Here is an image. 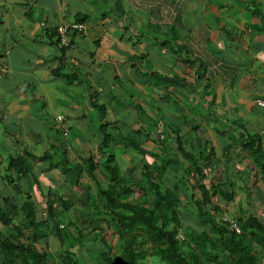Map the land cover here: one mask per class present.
<instances>
[{"label": "crops", "instance_id": "0c3cea01", "mask_svg": "<svg viewBox=\"0 0 264 264\" xmlns=\"http://www.w3.org/2000/svg\"><path fill=\"white\" fill-rule=\"evenodd\" d=\"M191 1L0 0V203L2 198H13V189L7 183V177L13 179V175L7 165L22 153L38 158L49 151L55 158L52 164L64 158L73 164L92 156L95 170L99 166L102 170L103 157L97 164V128L85 136L88 128L84 126L90 116L101 122L97 110L101 105L103 122L111 129H116L123 116H128L132 125L127 144L116 154L111 153L128 183L140 178L143 167L151 171L161 167L165 170L161 183L171 186L183 178L187 168L197 164L203 177L196 182L211 187V201L216 198L227 218L239 227L241 221L252 217L264 230V179L252 157L240 148L242 138L256 135L264 159V110L254 105L255 100L264 99V0ZM77 15L85 16L82 31L72 35L71 47L62 54L55 44L54 29ZM168 28H175L176 43L173 35H168ZM167 52L175 55L173 60L164 57ZM153 54L157 61L151 60ZM186 55L194 60L193 67L198 68L195 79L202 76L199 81L190 80L189 75L187 78L185 64L178 63ZM134 59L140 64H134ZM152 72L181 83L159 84L151 78ZM65 75H73V79ZM184 85L185 90L181 88ZM126 86L149 98L152 104H136L129 109L120 99L126 98ZM192 92L204 93L201 98L211 119L197 114L202 119L199 124L203 132L193 127V133H189L185 121L186 125L174 133L175 128L169 124L181 112L180 102L187 113L193 110L196 101L188 98ZM170 95L175 101L172 111L159 116L166 121V128L162 121L152 120L153 113H159L153 110V102ZM58 116L67 129L64 138L62 127L54 123ZM182 130L187 133L181 134ZM141 132L143 142L137 137ZM188 134L194 137L185 140ZM176 136L183 141L181 151L177 149ZM126 139L128 136L123 140ZM29 163L33 178L17 183L28 189L38 220L45 214L44 196L53 201L69 186L59 168L46 169L36 160ZM83 176L86 175L81 174L79 182ZM55 183L61 193L53 197L55 192L50 187ZM71 190L80 198L66 215L85 217L87 207L81 204H87L86 199L81 190ZM180 195L183 204L179 206L178 221L183 234L189 240L205 238L207 246L211 245V251L209 247L207 251L213 252L217 242L213 225L219 223L220 216L213 215L210 222L208 217L195 214L199 192L197 198L192 192ZM132 196L135 200V194ZM130 197L127 201H133ZM15 199L21 198L16 195ZM8 232L0 224V241ZM104 234L106 246L115 251V236L111 231ZM88 239L84 237L80 247L70 250L81 264L92 258ZM53 242L57 244L48 235L33 246L55 253L59 245L53 246ZM96 243L103 247L100 241ZM191 246L196 264L222 262L199 246ZM251 248L257 263L264 264V251L256 245Z\"/></svg>", "mask_w": 264, "mask_h": 264}, {"label": "trees", "instance_id": "16d2710c", "mask_svg": "<svg viewBox=\"0 0 264 264\" xmlns=\"http://www.w3.org/2000/svg\"><path fill=\"white\" fill-rule=\"evenodd\" d=\"M73 19L77 23H83L85 16L77 15ZM168 35H173V42L176 43L175 28H170ZM55 44L62 52L63 49L59 48L57 41ZM171 53L176 54L174 50ZM178 63L185 64L186 77L189 75L190 80L194 78L199 81L202 78L199 75L195 79V69L198 68L193 67L194 60H189V56L186 55L185 59L178 60ZM150 76L159 84L181 83L175 78L161 76L156 72L150 73ZM65 78L73 79V75H65ZM102 108L99 105L97 109L101 123L97 126L96 132L99 136L101 135L97 152L103 157L101 164L105 184L95 185L93 194L88 192L90 187L82 186L79 182L81 174L92 179L96 167L92 156L73 164H70L66 158L58 164H52L54 156L48 151L38 158L22 153L9 160L7 170L14 178L8 176L7 183L11 184L14 193L13 198H2L0 203V224L9 231L0 241V264H81L70 250L80 247L82 239L89 234H92L94 238L102 234L99 241L103 244V251L95 255L97 264H141L149 256L158 257L162 264H196L194 260L197 259L190 254L192 244L199 246L203 252H206L208 247L211 251V245L207 246L205 238L189 240L183 232L181 242L174 237L181 229L178 221L179 206L182 203L180 194L199 192L200 199L194 204L195 214L199 217H208L211 222L213 215H223L222 208L212 203L209 189L196 182L197 178L203 177L199 166L194 164L187 168L183 172V178L175 183L178 187L174 184L168 186L172 188L164 187L161 179L165 170H161V167H157L155 171L143 167L140 178L128 183L119 172L109 152L112 138L106 133V129L111 125L103 122ZM173 132L179 131L174 129ZM174 140L177 142V149L181 151L182 139L176 136ZM240 148L252 157V161L264 179V159L259 138L256 135L242 138ZM32 160L48 163L46 169L49 170L59 168V172L65 177L69 186L64 189L63 195H58L53 201L49 200L48 195L44 196L46 217L43 221L35 219L28 189L18 186L17 183L18 180L27 182L33 178L31 163H29ZM71 187H78L87 201V204H81V207H87L85 217L75 215V221L81 225L82 229L76 227L73 221L69 220L70 217L65 219V224L58 221V217H64L79 201L80 195L71 190ZM133 194L136 199L127 201ZM16 195L21 199L16 200ZM71 196L74 198L72 199ZM74 212L78 211L74 210ZM213 227L217 242L212 246L214 251L207 252H210L213 258L219 257L222 261L220 264H258L251 245H256L264 251V230L256 219L248 217L241 221L239 234L229 231L227 225L220 221ZM106 231H111L115 236L113 252L111 247L106 246L103 241ZM48 235L56 240L59 251L50 253L34 248L35 243L46 239Z\"/></svg>", "mask_w": 264, "mask_h": 264}, {"label": "rangeland", "instance_id": "374dc122", "mask_svg": "<svg viewBox=\"0 0 264 264\" xmlns=\"http://www.w3.org/2000/svg\"><path fill=\"white\" fill-rule=\"evenodd\" d=\"M182 1H185V0H182ZM196 0H192L191 2L194 4V2H195ZM205 19H207V18H205ZM207 20H209V19H207ZM129 42H130V40H129ZM173 56H175V55H173ZM169 52H167L166 53V55L164 56V57H167L169 60L170 59H174V57H173ZM156 58V55L154 56V54L153 55H151V60L152 61H157V60H154ZM158 59H160V58H158ZM172 59V60H173ZM130 62H132V61H130ZM137 62V63H136ZM140 61L139 60H137V59H134L133 60V63L135 64L136 63V65H138V64H140L139 63ZM125 65H130L129 63H124ZM161 76H165V75H163V74H161ZM181 88H184V90L185 89H187L186 88V86L184 85V86H182ZM125 91H127L126 92V98H120V99H124L123 100V102H124V104H126V106L130 109V108H132L134 105H136V104H148V102L150 103V105L152 104V102L151 101H149V98L148 99H146V97L144 96V95H142V94H137L135 91L134 92H132V91H130V89L129 88H127V86L124 88V92ZM157 91V90H156ZM190 95H188L189 97V99L191 98V99H194L195 101H196V103L194 104V107H193V110H191V111H189L188 113H189V115H188V113L186 112V110H184L182 107H181V104L183 103V102H180L179 103V108H180V110H181V112L180 113H178V114H176V120L173 122V124H169V126L171 127V128H175V129H179L180 130V127H184L186 124L184 123L185 121H187V123H188V125H186L187 127H185V129L189 132V133H193V130L192 131H190V129H192L193 127H196V129H198L199 130V133L200 132H203V128H202V126L199 124L200 123V121L202 120L201 118H197V114H200L201 116H202V118H204V117H207V118H210L211 119V112L209 113V111H207L206 110V108H205V103H204V99L203 98H201L202 97V95H204V93L203 92H201V93H199V92H197V93H189ZM210 97H211V95H210ZM118 98H119V96H118ZM187 98V97H186ZM117 100H115V102H116ZM174 96H168V97H164V98H162V97H159V98H157V100H156V102H153V110H157L159 113H153V116H152V120L153 119H157V120H159V121H162L163 122V124L165 125V127L167 128V124H166V121H164V119H161L159 116H160V114H162V113H170L171 111H172V105L171 104H174ZM167 105H169L168 106V108H167ZM174 106H176V104L174 105ZM160 110V111H159ZM175 113H177V111L175 112ZM190 115H192V117H193V119L196 121V122H194V123H192V121H193V119H191L189 116ZM142 118H145L146 116L145 115H140ZM122 119H124L123 121H121V123L120 124H118L117 126H116V129H111V128H109V126H108V128L106 129V133L109 135V136H111V138H112V140L110 141V144H109V148H110V153H112L113 155L114 154H116V152H117V150L118 149H122L124 146H125V144H127V141L130 139L129 137L130 136H132V132H131V129H132V125H131V123L130 122H128V119H129V117L128 116H126V117H122ZM90 121L89 123L88 122H86V124H84V126H85V128H88L87 130V132L85 133V136H89V134H90V131L92 130V131H94L95 132V129L97 128V126L101 123V122H99L98 121V118H92V116H90L89 118H87L86 119V121ZM158 122V121H157ZM195 125V126H194ZM166 131V130H165ZM185 133H187V132H185V131H181V134H185ZM142 135H143V132H141V133H138V135H137V137L138 138H140L141 139V141L143 140V137H142ZM162 135H165V133H163ZM101 136V135H100ZM99 135H98V137H100ZM126 136H128V139H126V140H123ZM192 137H194V136H192V135H190V134H188L187 136H185L184 135V139L185 140H188V138H192ZM69 138V137H68ZM183 139V140H184ZM143 142V141H142ZM69 144H70V140H69ZM175 147H176V145H175ZM175 149V148H174ZM166 150H169L168 148L166 149ZM176 150V149H175ZM174 153H175V151L174 150H172ZM169 152V154H168V156H172L171 155V152L170 151H167V153ZM101 155V154H100ZM100 155H97V164L99 165V159H100ZM32 156V155H31ZM167 156V157H168ZM96 160V159H95ZM52 161H55V158H53L52 159ZM48 163H44V166H46ZM117 166H118V164H117ZM119 168V167H118ZM122 171H120V173H121ZM93 176H94V180H93V182H95V185H97V186H103L104 184V178H103V172H102V170H101V168H100V166L93 172ZM130 177V176H129ZM14 178V177H13ZM136 179V178H135ZM92 181H91V179L89 180V178H86V176H83V177H81V184L82 185H88L90 188H89V193L90 194H93L94 193V191H95V185H93L92 183H91ZM170 182V181H169ZM164 185V187H167V188H172V187H168V183H164L163 184ZM174 186H177V185H175L174 184ZM178 187V186H177ZM51 191H54L55 193L53 194V197H55V196H57L59 193H61V192H59V190L58 189H60V187H58V184L57 183H55L54 185H51ZM78 188V187H77ZM79 189V188H78ZM208 189H209V191H211V187L209 188V185H208ZM231 190L233 191L234 190V188H231ZM74 191V190H73ZM53 193V192H52ZM76 193H78V192H76ZM192 196L193 197H195V198H197V192L196 191H194V192H192ZM72 197V199L74 198L73 196H71ZM134 198V196H131L130 197V199L131 200H134L133 199ZM54 200V199H53ZM188 200V199H187ZM212 203H215V202H212ZM183 204V203H182ZM181 204V205H182ZM206 208H207V206H206ZM190 211H192V209H189ZM68 215V214H67ZM67 215H65L64 217H62V218H60V217H58V221H61L63 224H65L66 223V220L65 219H67V218H69ZM45 217H46V213L44 214V217H42V216H40V217H38V220L37 221H43V219H45ZM64 219V220H63ZM69 220H71V221H73V223L76 225V227H78L79 229H82V227H81V225L79 224L78 225V223H76V217H75V215L72 213L71 214V217L69 218ZM78 221V220H77ZM180 224H181V222H179ZM180 233H181V229H180V231H179ZM102 234H100L99 236H97V237H93V235L92 234H90V235H88L89 237H90V239H88L89 241H90V244L89 245H92V246H90V248H91V250L89 251V254H90V256H92V258H88L87 259V264H94V261H95V255L98 253L96 250H98V251H102L101 250V248H102V246H100L98 243H96V242H99V239H100V236H101ZM113 235V234H112ZM112 235H110V239L109 240H112ZM105 236V234L103 235V237ZM44 245L46 244V243H43ZM53 246H55V245H57L55 242H53V244H52ZM97 245H99V246H97ZM200 261H202V258L200 259ZM204 262V261H203ZM95 263H96V261H95ZM206 264H209V263H207V262H205ZM141 264H162L161 262H160V260H159V258L158 257H156V256H149V257H146L142 262H141ZM211 264V263H210Z\"/></svg>", "mask_w": 264, "mask_h": 264}, {"label": "built area", "instance_id": "2783aa9c", "mask_svg": "<svg viewBox=\"0 0 264 264\" xmlns=\"http://www.w3.org/2000/svg\"><path fill=\"white\" fill-rule=\"evenodd\" d=\"M81 28L80 24L77 23H64L61 25H58L55 28V40L57 41L58 45L61 48H67L69 45V36L73 31H79ZM254 105L259 108V109H264V99L262 100H255ZM55 124L60 125L62 122L61 117H56L54 119ZM63 136L66 135V130L63 131L62 133ZM214 201L216 202V199L214 198ZM221 222L225 223L229 229V231L239 234L240 230L239 227L237 226L236 222L233 219L227 218L225 215L222 216ZM175 240L178 242H181L183 240V235L180 232H177L176 235L174 236Z\"/></svg>", "mask_w": 264, "mask_h": 264}, {"label": "clouds", "instance_id": "9594fccd", "mask_svg": "<svg viewBox=\"0 0 264 264\" xmlns=\"http://www.w3.org/2000/svg\"><path fill=\"white\" fill-rule=\"evenodd\" d=\"M66 23H77V22H75V21H70V22H66ZM62 24H64V23H62ZM77 24H80L81 25V28H80V30L79 31H73L72 33H71V35L69 36V45H68V47L67 48H62L63 50H62V54L65 52V51H67L70 47H71V37H72V35H74L75 33H79V32H81L82 31V28H83V26H82V23H77ZM61 25V24H60ZM57 27V26H56ZM55 27V28H56ZM54 32H55V29H54ZM54 39H55V36H54ZM56 41V40H55ZM59 46V45H58ZM59 48H61L60 46H59ZM259 100H262V99H259ZM262 110H264V109H262ZM59 117V116H58ZM56 118V117H55ZM54 118V119H55ZM63 121V120H62ZM55 123V122H54ZM55 125H57V124H55ZM58 126V125H57ZM60 126L62 127V132H61V135H62V133H63V131L64 130H66V133H67V129H65L63 126H62V122H61V124H60ZM60 126H58L59 128H60ZM61 129V128H60ZM66 136V135H65ZM65 136H63L62 135V137L64 138ZM216 199V198H215ZM213 200V202H215L214 201V198L212 199ZM216 202H217V200H216ZM215 202V203H216ZM223 215H225V213L223 212ZM222 215V216H223ZM222 216H220V218H219V221L221 222V218H222ZM226 216V215H225ZM59 227H61V226H59ZM229 230V229H228ZM181 233H182V231H181ZM183 235V234H182Z\"/></svg>", "mask_w": 264, "mask_h": 264}]
</instances>
